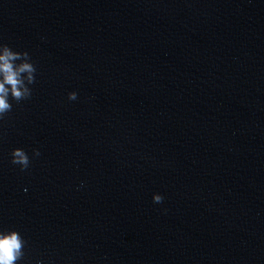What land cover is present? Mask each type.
<instances>
[{"label": "water", "instance_id": "water-1", "mask_svg": "<svg viewBox=\"0 0 264 264\" xmlns=\"http://www.w3.org/2000/svg\"><path fill=\"white\" fill-rule=\"evenodd\" d=\"M0 43L36 67L0 120L17 264H264V0H0Z\"/></svg>", "mask_w": 264, "mask_h": 264}, {"label": "clouds", "instance_id": "clouds-1", "mask_svg": "<svg viewBox=\"0 0 264 264\" xmlns=\"http://www.w3.org/2000/svg\"><path fill=\"white\" fill-rule=\"evenodd\" d=\"M36 67L27 51H18L9 45L0 43V120L12 110V101L19 103L32 94L31 85L35 82ZM69 100H75L77 93L69 91ZM33 157L40 155L39 149L32 150ZM11 162L21 170L27 169L30 158L21 147H14L10 152ZM26 190V189H25ZM152 200L160 203L163 196L153 192ZM26 241L15 229L0 228V264H17L24 253Z\"/></svg>", "mask_w": 264, "mask_h": 264}]
</instances>
